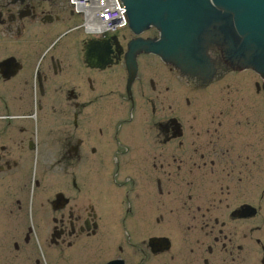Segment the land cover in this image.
Instances as JSON below:
<instances>
[{
	"label": "flooded vegetation",
	"instance_id": "1",
	"mask_svg": "<svg viewBox=\"0 0 264 264\" xmlns=\"http://www.w3.org/2000/svg\"><path fill=\"white\" fill-rule=\"evenodd\" d=\"M130 37L0 0V264H264V74L142 53L127 90Z\"/></svg>",
	"mask_w": 264,
	"mask_h": 264
},
{
	"label": "water",
	"instance_id": "2",
	"mask_svg": "<svg viewBox=\"0 0 264 264\" xmlns=\"http://www.w3.org/2000/svg\"><path fill=\"white\" fill-rule=\"evenodd\" d=\"M131 26H155L157 42L142 48L183 72L207 70L205 49L218 45L226 58L264 65V0H122Z\"/></svg>",
	"mask_w": 264,
	"mask_h": 264
},
{
	"label": "bare ground",
	"instance_id": "3",
	"mask_svg": "<svg viewBox=\"0 0 264 264\" xmlns=\"http://www.w3.org/2000/svg\"><path fill=\"white\" fill-rule=\"evenodd\" d=\"M103 3L104 0H102ZM100 4V0H84L83 1V5L86 8V12H87V17H88V23H93V22H97V18L94 16V13L97 9H99V5ZM107 5L104 4V6L101 7H106ZM112 14V13H111Z\"/></svg>",
	"mask_w": 264,
	"mask_h": 264
},
{
	"label": "rangeland",
	"instance_id": "4",
	"mask_svg": "<svg viewBox=\"0 0 264 264\" xmlns=\"http://www.w3.org/2000/svg\"><path fill=\"white\" fill-rule=\"evenodd\" d=\"M0 256H2V255H0ZM32 259H33V257H32ZM11 262V261H10ZM1 263H3V262H1Z\"/></svg>",
	"mask_w": 264,
	"mask_h": 264
}]
</instances>
